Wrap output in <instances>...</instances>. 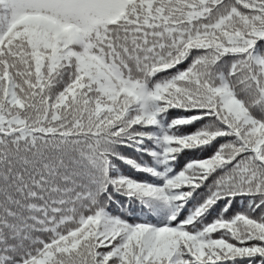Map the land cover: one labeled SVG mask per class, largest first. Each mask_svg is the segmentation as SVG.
Here are the masks:
<instances>
[{
    "label": "snow or ice",
    "instance_id": "obj_1",
    "mask_svg": "<svg viewBox=\"0 0 264 264\" xmlns=\"http://www.w3.org/2000/svg\"><path fill=\"white\" fill-rule=\"evenodd\" d=\"M0 264H264V0H0Z\"/></svg>",
    "mask_w": 264,
    "mask_h": 264
}]
</instances>
